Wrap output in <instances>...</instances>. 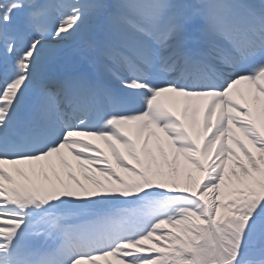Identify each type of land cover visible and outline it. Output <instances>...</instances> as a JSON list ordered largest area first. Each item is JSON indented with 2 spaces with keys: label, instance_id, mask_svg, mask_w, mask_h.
Wrapping results in <instances>:
<instances>
[{
  "label": "snow or ice",
  "instance_id": "1",
  "mask_svg": "<svg viewBox=\"0 0 264 264\" xmlns=\"http://www.w3.org/2000/svg\"><path fill=\"white\" fill-rule=\"evenodd\" d=\"M102 262L264 264V0H0V264Z\"/></svg>",
  "mask_w": 264,
  "mask_h": 264
},
{
  "label": "bare ground",
  "instance_id": "2",
  "mask_svg": "<svg viewBox=\"0 0 264 264\" xmlns=\"http://www.w3.org/2000/svg\"><path fill=\"white\" fill-rule=\"evenodd\" d=\"M198 103L200 104V107H201V113H200V117L199 118H200L201 123H202L203 122V106H204L205 101H199ZM238 135H240V138L243 140V142L245 143V145L247 147L251 148V145L248 143L247 140H244L242 134H238ZM85 139H89V138H85ZM92 142L95 143V144H97L105 152V154L107 155L109 161L113 164V167H115V161L112 159L111 152L109 151V149L107 148V146L104 145V143L102 141L92 140ZM113 143H115V142H113ZM116 147L122 153L125 152V150L123 149V147L121 145L116 144ZM236 152H237L238 155L241 156V159H243L242 154L239 152V149H236ZM254 154H257L258 155V153H255V152H254ZM65 156L68 159L69 163H71L73 165V167L75 168L76 162L73 161L71 159V157L67 155L66 152H65ZM42 164H45V162H38V163H36L34 165H16V166H13V165H4V167H5V169L7 171L12 172V174L15 176V178L17 180H21L22 179L21 177L16 176L15 171H14L15 168H20V169L24 170L25 172H29L30 173L31 169H33V168L36 169L37 171H39ZM230 167H231V163H230ZM58 170H59V167H58ZM236 170L239 171V169H236ZM116 171L119 172L121 175H124L125 177L128 176V174L125 173V172H123V170L120 169V168H116ZM76 172H77V175H79L80 178H81V180L83 181V176L81 175V173L79 172L78 169H76ZM90 174L91 175H95L98 179H101V180H104L105 179L103 176H100L99 173L93 172V173H90ZM62 176L64 177V179H66V174L65 173L62 172ZM85 183L87 184V182H85ZM164 229H166V230L169 229V226L168 225H165L164 226ZM102 264H103V262H102Z\"/></svg>",
  "mask_w": 264,
  "mask_h": 264
}]
</instances>
